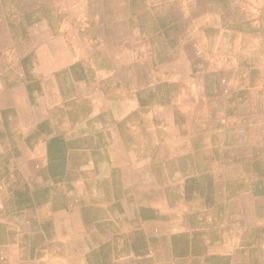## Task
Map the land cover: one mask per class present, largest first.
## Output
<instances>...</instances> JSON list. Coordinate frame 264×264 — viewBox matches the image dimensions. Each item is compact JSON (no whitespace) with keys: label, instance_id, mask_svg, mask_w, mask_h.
I'll list each match as a JSON object with an SVG mask.
<instances>
[{"label":"bare ground","instance_id":"1","mask_svg":"<svg viewBox=\"0 0 264 264\" xmlns=\"http://www.w3.org/2000/svg\"><path fill=\"white\" fill-rule=\"evenodd\" d=\"M0 8L18 12V46L32 48L27 57L35 61L41 55L37 59L50 64L34 71L40 82L33 92L44 101H61L54 113L38 110L37 104L26 113L13 97L11 105L17 108L11 110L2 96L0 74V153L12 158L19 153L18 140L24 136H19L18 118H29L34 132L51 131L65 142L99 148L101 142L120 138L136 161L166 156L145 172L160 185L176 184L182 190L264 186V0H0ZM63 123L71 132L58 135L56 127ZM236 204L264 212V203L247 197ZM258 214L255 230L242 225L244 239L236 253L240 264H248L242 259L249 257L252 264H264L257 238L264 236V213ZM213 222L184 220L179 238L191 233L196 241L190 249L209 253V264H226L225 238L241 228L226 219ZM174 231H166L168 251H180L173 245ZM206 236L217 242L204 245Z\"/></svg>","mask_w":264,"mask_h":264},{"label":"crops","instance_id":"2","mask_svg":"<svg viewBox=\"0 0 264 264\" xmlns=\"http://www.w3.org/2000/svg\"><path fill=\"white\" fill-rule=\"evenodd\" d=\"M32 13L38 15L39 10L32 9ZM0 15V74L6 86L2 96L9 102L7 106H11V110L17 108V105H11V98L15 97L18 108L26 113L33 104H37L38 110L54 113L59 100L49 98L44 101L41 95L33 92L40 82V77L34 71L44 65V61L37 58L43 56H36L35 61H31L27 56L32 53V48L18 46V12L0 8ZM190 35L193 36L194 32L190 31ZM44 66L49 67L50 64ZM51 78L47 76L48 80ZM59 108L68 112V106L64 103H60ZM20 119L18 124H22V128L18 133L24 137L18 140L19 153H15L14 158L13 154L0 153V184H3L0 186V264H196L202 259L203 264H209L213 259L209 253L197 254L190 249L196 241L192 234L185 233L181 241L178 232L184 230V220H212L215 223L223 219L237 223L241 228L240 233L227 234L225 238L226 264L241 263L236 253L240 252L244 239L245 228L242 225L247 223L248 228L255 230L258 213L264 212L251 204L249 208L242 209L236 203L244 197L251 203L252 200L264 203V186L206 188L202 185L182 190L176 184L171 187L160 185L156 179L145 176V172L156 166L157 162L167 160L166 156H154L150 162L144 159L136 161L127 153L120 138L101 142L99 148H93V144L89 143L65 142L55 135L51 136V131H46V134L34 132L36 127L29 122V118ZM56 128L58 135L71 132L65 123ZM82 128L88 131V128ZM99 150L102 152L99 153ZM211 181L215 183V178L211 177ZM86 188L91 190L87 191ZM246 211L248 214H245ZM168 229L175 230L173 245H178L180 251L167 250ZM261 231L264 232V229L261 228ZM257 238L259 246L264 247V236ZM255 239L256 236L250 238L247 246L254 244ZM209 241H213L212 244L217 242L208 236L201 239L204 245L211 244ZM73 248L77 250L73 252ZM242 260L248 264L253 262L251 257Z\"/></svg>","mask_w":264,"mask_h":264},{"label":"rangeland","instance_id":"3","mask_svg":"<svg viewBox=\"0 0 264 264\" xmlns=\"http://www.w3.org/2000/svg\"><path fill=\"white\" fill-rule=\"evenodd\" d=\"M178 237H179V236H178ZM72 250H73V252H74V251H76L77 249H76V248H73Z\"/></svg>","mask_w":264,"mask_h":264}]
</instances>
